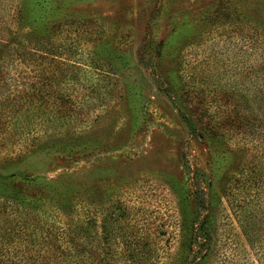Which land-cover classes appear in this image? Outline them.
Segmentation results:
<instances>
[{
  "label": "rangeland",
  "instance_id": "obj_1",
  "mask_svg": "<svg viewBox=\"0 0 264 264\" xmlns=\"http://www.w3.org/2000/svg\"><path fill=\"white\" fill-rule=\"evenodd\" d=\"M40 1L41 7L34 0H0V41L25 32L54 44L71 37L108 77L85 73L95 90H71V124L28 134L26 143L15 135L0 138V196L17 199V189L36 192L24 196L30 204L70 221L71 209L83 201L90 217H106V234H117L101 240L99 248L111 263L139 257L120 241L128 233L133 241L159 244L144 252L148 264H171L184 254L195 206L190 178L198 172L208 185L214 214L211 250L202 264H264V185L254 188L249 180L262 166L264 144L233 137V130L207 120L209 114L216 120L229 113L237 63L235 77L247 79L248 92L259 87L254 82L261 76L254 71L264 65L255 52L233 43L239 28L233 16L245 19L249 30L264 33V0ZM77 19L90 23L94 32L77 35ZM0 78L2 90L7 84ZM172 98L203 108L206 129L222 131L190 134ZM24 175L36 181L27 182ZM237 179L249 184L247 208L253 207L259 219L248 233L237 215L241 206L233 208ZM55 206L62 211L52 212ZM74 210L73 215L82 211ZM95 224L91 233L99 237ZM255 228L262 234L258 248L249 240ZM106 243L116 250L106 252Z\"/></svg>",
  "mask_w": 264,
  "mask_h": 264
},
{
  "label": "trees",
  "instance_id": "obj_2",
  "mask_svg": "<svg viewBox=\"0 0 264 264\" xmlns=\"http://www.w3.org/2000/svg\"><path fill=\"white\" fill-rule=\"evenodd\" d=\"M34 3L41 7L40 0H34ZM84 21L77 19L73 22L77 35L81 32H94L90 23ZM83 23L89 26H82ZM233 23L239 26L233 32V43L237 44L238 49L255 52L258 61L264 65V33L257 32L256 28L254 31L253 28L249 30L245 19L236 15L233 16ZM242 24H246L245 28L241 27ZM33 37L35 36L25 32L21 36L11 35L6 41H0V76L5 78L7 84L5 89L0 90V138L15 135L21 143H26L28 134L32 133L34 136L37 131L46 128L54 130L71 124V90L82 87L91 92L95 90V83H88L89 77L85 76V73L95 72L96 77H108L100 62L92 60L91 57L86 58L88 55L76 49L71 37L67 43L60 44L51 43L47 37L32 39ZM30 41L33 44L27 46L26 43ZM8 64L10 70L5 69ZM237 67L238 63L233 66V90L230 92V95L233 93V105L231 104L229 113L221 118L218 116L216 120L209 114L207 120L212 119L214 125L219 123L225 125V129L233 130V137H250L258 146L257 144H264V68L259 65L255 68V76H261L254 82L259 84V87L248 92L245 82L247 79L235 77ZM81 77L86 79V82L81 81ZM223 94L229 97L226 92ZM172 101L175 106L178 104V115L190 134L198 132L205 136L222 131H217L216 128L206 129L203 123V108L198 111L184 102L187 101L186 98H180L181 103L178 99ZM198 102L201 103L202 100ZM261 157L263 162L260 168L263 169L258 168L249 176L254 188L264 185V152H261ZM215 163V168L218 169L220 162ZM211 172L213 173L212 169ZM23 177L27 182L36 181V178L27 179L25 175ZM190 181L194 211L186 227L184 254L182 257L175 256L171 264H202L211 250L209 243L214 231L211 221L214 214L208 192L205 190L208 185L200 178L198 172L191 174ZM248 188L249 184L245 185L244 181L238 179L233 187V208L241 206L238 212L241 216L237 215L243 233H248L259 220L253 207H250L251 211L247 208ZM17 193V199L0 196V264H114L109 260V256L106 258L105 255L99 254V248H102L101 240L106 241L117 236L106 234L102 230L106 217H100L98 214L96 217H90L86 204L79 201L71 209V221L52 218L50 214H46L45 209L30 204L24 197L28 195L31 198L37 195L36 192L22 193V190L17 189ZM36 200H39V196ZM75 207L82 210L78 215H73ZM53 211L62 210L55 206ZM95 222H98V227L101 228L99 237H94V233H91L92 229H97ZM252 231L249 232V240L252 247L258 248L263 245L262 234L256 228ZM124 235L120 241L127 251L140 254L139 257L130 255L132 258H123L122 264H148L143 257L144 252L150 248L159 249L157 242L150 246L146 242L133 241L134 239L127 237L128 233ZM111 241L118 243L116 238ZM109 245L110 243H106L104 246L106 252L116 250L114 245L111 248ZM95 252H98V257L93 255Z\"/></svg>",
  "mask_w": 264,
  "mask_h": 264
}]
</instances>
